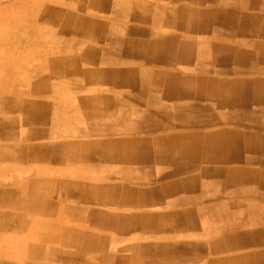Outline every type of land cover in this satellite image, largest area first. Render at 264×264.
Instances as JSON below:
<instances>
[{
  "label": "bare ground",
  "instance_id": "6f19581e",
  "mask_svg": "<svg viewBox=\"0 0 264 264\" xmlns=\"http://www.w3.org/2000/svg\"><path fill=\"white\" fill-rule=\"evenodd\" d=\"M194 1L198 3L207 2V0ZM230 1L231 3L233 1L235 5L239 3L249 6L256 4V0ZM101 6L102 5L95 6L97 9H95V7H92L93 9L90 8L88 14L93 10L95 12L99 11ZM130 7L131 11L126 15L127 17H130L131 20L142 18L147 19V17L151 18L149 15L136 13L135 4L132 5L130 3ZM181 8L183 9L184 14L189 15V18L191 19L198 14L197 11L184 6L180 7V10H177L176 6L167 9L162 25H164L168 31H174L175 29L180 31V28L183 25ZM239 9V7H235L234 12L228 19L212 14L206 16L203 15L199 19L205 17L206 19L204 20H206L207 23H222L225 24L226 28L227 26H231L229 27L231 29H223L221 31L223 34H237L240 37H244L245 40L248 39V35L260 37L264 30V23H262V19L259 18L262 16L245 14L240 18V15L238 14ZM87 15L84 17H79L77 15L75 18L73 10H68L67 8L64 10L60 9L58 12L56 9L50 10L47 15V20L52 26L46 31V36L51 37L55 35L56 31L59 29L70 28L79 35L80 31L84 29V27H87L89 29V33H87V35L90 36L89 39H93L95 34H98L100 35L102 43L105 44V47L108 44L115 45L116 42L118 43V38L114 31L110 30L108 31L109 33L106 32V29H104L105 27L101 26V22H98V25L93 27L96 24L93 23V21H90L91 18H86ZM169 16L172 17L171 20H168ZM23 18L26 21L29 20L26 14H23ZM151 20L158 22L159 17L155 18L153 16ZM30 23H32L31 20ZM33 23H35L34 20ZM190 25L192 27L196 26L195 23ZM192 27L186 29L184 32L191 33ZM238 28L242 29L238 31ZM71 33L69 34L66 32L63 37L70 38L72 37ZM185 43H190V45H185ZM74 45L75 44L72 45V48L74 49L80 47V45ZM165 46L173 47V50L169 51L166 55L163 52ZM190 47L192 49H189L190 51L187 52ZM82 48L83 51H86L84 47ZM108 49H110V51L106 57H104L105 61L113 59L114 56H116V58L120 57L119 55L121 52L113 55L114 49ZM144 49L148 51V55L144 54ZM125 51L126 54H124L126 56H124V58L127 62H129V60L133 61L140 59V57H148L147 60L152 61L154 64H158L164 60L171 61L175 59L185 62L188 66L195 68H203L205 64L199 62L194 65L192 58H196L199 53L210 54L213 61L220 64L219 66L223 72L232 71L241 76H238L237 79H230L223 77L215 78L213 75L207 78L193 77L189 75L188 79L191 80V84L194 86V90L191 93L192 95H189L187 94V90L171 84L172 82L169 81L168 75H166L165 72H162L161 75L157 74L158 77L153 76L150 72L147 75L138 73V77L141 76L139 79L137 78V75L133 73V77L138 80L134 82L132 81L133 79L129 78L128 73H126L127 70L125 72L122 71L124 76L120 72L118 74L119 78L126 86H129V90L123 91V93L119 95L120 98L118 101L123 104L136 102L146 106L140 108L138 111L125 110L123 108H118L117 105H113L116 102L115 97L113 100L101 97L100 95L94 98H89L84 96V94L77 93L76 96H78L79 102L76 109L63 115L58 113L53 119V124H59L64 128L66 134L64 141L62 140L64 144L71 145L72 143L79 142L80 138H73V136H82L79 153L77 150L69 152L67 156L68 158H66L67 161L58 166V172H68L71 174V183L80 186L81 190L86 194V200L90 202H93L96 199L94 188L103 186L99 180H93L95 172L98 171L100 175L107 174L111 176L115 181L107 186L108 189L111 190L108 201L111 204L110 206L116 205L119 209L104 210L96 208L82 213L74 205L65 207L60 204L61 207L55 210H52L53 208L49 210L48 207L44 206L48 202H43V191L40 193V196L37 195L38 192L34 193L29 210H26V207L23 208L15 204L11 205L8 211L4 210V214L0 215V238L3 241L9 240L5 236L9 237L10 234H13L12 238L15 244V252H18L17 254L15 253V258L8 260V263L5 261V264H44V262L39 261L41 254H48L53 258H56L65 252H68L67 256H64L65 258L63 262L57 261L58 264H78L77 258L79 259L81 256L80 252H82V248H86L90 252H99V256L104 257V251L112 242L114 244L116 243V245L118 244L122 246L123 249H127L130 252L142 249L143 244L145 243V247L148 249V255L150 253L159 254V259L155 260L156 264H164V255L174 251L173 246L168 244V242H165L164 238H167V235H169L168 232L174 231V228L179 226V224L175 221H171V218L167 220V217H170L171 214L157 216L156 214L149 213L145 209V205H155L154 208L157 209L162 205L165 197H173L176 193L179 195L167 199L164 201V204L170 206L171 204L176 203L204 200V198H206V193L212 192V189L218 191L219 195H224L223 193L229 192L232 194V197L246 193L249 190H251V192H260L264 190L263 169L252 165L242 166L236 163L240 159L241 153H243L245 147L252 148L261 158L264 157V134L263 136H251V134L247 133L248 130H238L237 128H233L235 126H228L224 123L228 120L239 122V117L244 114L245 108L250 106L253 109H258L257 112L253 114L254 121L259 125L264 126V76L261 77L258 76L261 74L253 73L254 71H257L258 68L263 67L260 63L261 60L258 61L257 58H261L262 61H264V42L256 40L255 45L252 47H238L237 45H233L231 47L223 48L219 46L216 49H213V51H209L206 46L195 49L191 46V42H188V40H182L181 43L178 41L176 35H169L167 38L163 39L161 43H155L149 48H146L144 44L129 43L127 44ZM96 54L89 55L83 53L82 57L84 58L80 61L84 64L81 65L77 72L69 69L66 65H49L48 67L51 71V76L49 77V85L47 89L36 90L38 93H36L37 97L34 96L35 99L32 97L27 98L29 92L28 96L25 98L26 100L29 99L28 101L31 102L30 107H28L29 111L32 112L31 114L44 115L49 108H52L54 103L58 102V100H56L53 104L51 103L56 99L54 97L57 96L58 91L65 90L67 93H73L76 92L77 88V92H79V89L85 88V85L87 84H89V86L92 85L93 87V85L96 84L95 82H97L94 77L98 76V70L90 68L97 67L98 63L96 61ZM257 62H259V64ZM13 71L14 70L11 68L10 70L7 69V72L0 71V98L4 93V85H6L4 83L9 80H17ZM111 72L113 73V71ZM111 72L109 71L107 73L111 74ZM248 73L251 75H246ZM86 74L88 82H86ZM57 76L60 77V79H58ZM149 76L152 77L153 81L149 82ZM207 79H211V84L207 85ZM115 81L117 83V80ZM24 84L26 85V83ZM102 84H104L103 87L110 86L107 80ZM96 88L98 89V87ZM161 90H164V101H161L159 96L156 95L158 94L157 92H161ZM208 90H210V92H208ZM97 91L98 90H96V92ZM25 95L26 93L20 96L24 97ZM47 96L51 97L53 100L49 102ZM186 96H195L203 102H200V104L192 103L188 105H184V103L180 102H169L175 97L181 98ZM206 101H209V104ZM8 103L7 106L6 100L4 103L0 102L1 113L8 111L10 101ZM157 104L162 105L160 109H156ZM216 108L217 111H215ZM209 123H212V126L216 123H223L225 125H215L216 127L183 131L184 128H191L192 126L200 127L201 125ZM176 127H181L182 129L178 130ZM49 131L50 128H48V132ZM134 132L148 134L156 133V135L149 139L143 140L141 138L142 141L138 142L134 137L129 136V134ZM99 133H104L105 135L100 136ZM4 140L6 141V139ZM8 141H10V139ZM148 149L153 150L155 154L154 160L157 159V162H160V164H162L163 161L171 162L172 164H178L179 161H190L194 167H199L201 165L203 172L201 171L198 177L184 176L177 180L166 181L161 185H157L159 188H141L138 184L142 182L139 179V177H141L142 168L144 167L142 158L147 156L146 153ZM76 155L78 156L77 158H75ZM39 161V159L30 155L28 147L22 146L16 148L8 146L7 144H0V170H2V172H9L20 165L22 167L27 165H38ZM229 162L231 165H226V163ZM44 166V163H41L40 166L38 165L39 170L37 172L38 175L36 176L47 182L44 176L46 174ZM205 173L207 175L204 176ZM121 177L122 179L130 178V180L127 181L128 183L116 181ZM131 179L139 180L140 183H133ZM200 179H204V181H202L203 188L198 192L196 190L197 188H194L193 185ZM34 183V180L28 182L30 186H34ZM226 198L227 201L213 202L208 205V208H197V211L204 215L201 218L199 215L197 216L196 214L194 215V213H191L189 215L191 228L193 229L196 227V229L200 231V234L206 236L208 233H211V231H215L216 233L222 231V229L226 227H240L249 222H251L250 225H252L253 222L258 223L259 225H264V213L262 208H258V205L255 202L244 199ZM27 216H29V219ZM31 216L34 217V219H32ZM48 216L49 219H46ZM38 217L40 219H35ZM200 221L207 223L205 228L200 229L201 226L199 228H197L198 225L195 226L196 222L201 224ZM13 223H15V225L18 224L16 230H11L9 226L7 227L8 224L11 225ZM137 224L150 230V234L152 233V235L156 237L154 238V242L153 240L150 242L145 240L147 239L145 237V239H137L140 238L139 236L136 237L134 243L125 245L121 244L120 241L123 238L122 235L130 233H135L136 235L139 233L137 230ZM164 224H167L166 226L169 229L167 232L162 229V226H165ZM36 229L45 230L50 239L60 242L63 245L57 246V244H47L43 238H41V241L43 240L44 244L36 247L34 245L31 246L23 243L24 240L22 236L26 235V238L28 239L31 237L33 238V233ZM99 232L102 235L98 236ZM73 234L79 242L78 249H72L68 243V235L72 236ZM221 234L222 235L218 239L214 238V240L211 241V245L210 242L207 244L208 250L212 252L214 251V253L209 256L205 264H264V250H260L253 254L250 253L251 255L245 253L242 249H240L241 252L238 253H236V250L234 254L221 251L222 248L229 249L232 247H240L249 243L260 244L264 241V230L248 229L244 231L238 230L236 232H224ZM170 236L172 237V234ZM39 240L36 238L33 241ZM7 243L8 242L5 241V244ZM257 247L258 246H256V248ZM204 248L206 247H202V249ZM20 251H23L21 255L19 254ZM174 253L177 254L178 252L175 251ZM144 256V254L138 251L135 258H137L138 261H142ZM173 258L174 259L171 258V260H175V263L178 264V258ZM151 264L153 263L151 262Z\"/></svg>",
  "mask_w": 264,
  "mask_h": 264
},
{
  "label": "rangeland",
  "instance_id": "374dc122",
  "mask_svg": "<svg viewBox=\"0 0 264 264\" xmlns=\"http://www.w3.org/2000/svg\"><path fill=\"white\" fill-rule=\"evenodd\" d=\"M66 1L67 0H44V1L43 0H0V71L7 72V69L10 70L11 68L14 70L13 72L17 79L15 81L9 80L4 83L6 84L4 85L5 87L4 93L2 94L1 97L2 99L0 98V102L2 103H4L6 100L7 106L9 104L8 102L10 101V107L8 111H5L3 113L0 112V144L3 143V144H7L8 146L16 147V148L22 146L28 147L30 155L40 160L38 165L40 166L41 163L45 164L44 167L46 170L45 171L46 174L44 176L45 179L47 180L46 182L45 180H41L38 176H36L38 175L37 172L39 170L37 164L27 165L23 167L21 165L19 166L18 164L19 167L17 168L20 167L22 168L20 169L14 168L9 172H2V170H0V173L1 174L3 173L2 175L0 174V179H2L0 180V215L4 214L3 213L4 210L8 211V209H10V206L15 204L23 208L26 207V210H29L34 193L38 192L37 195L40 196V193H42V191H43L42 195H44L43 202L45 201L48 202L44 206L48 207L49 210L52 208H53L52 210H55L61 207L60 204H62L65 207L74 205L82 213H85L87 210L96 209V208L104 209V210L119 209L118 206L116 205L110 206L111 204L108 201L109 196L111 194V190L108 189L107 186L112 184L113 181H115L111 176L107 174H104L102 176L97 174L98 176L97 175L93 176L94 177L93 180L95 181L99 180L103 186L94 188V193H96V199L93 202H90L86 200L85 198L86 194H84L85 192L81 190L80 186L71 183L72 181L71 174H69L68 172H61V173L58 172V166L64 164V162L67 161L66 158H68L67 156L69 152H73L74 150H77V152L79 153L81 148L80 141H82V136L72 135L73 138L79 137L80 141L78 139L79 142H75L74 144L73 143L71 145L64 144L63 141L66 135L64 132V128L59 124H53V119L54 116L58 113L63 115L66 114L67 112H71L76 109L79 102L78 96H76V92L78 91V88L76 89V92H73L75 93L74 95L73 94L71 95V93H67L65 90L58 91L57 96L59 98L55 96L54 98L56 99H54V101H52L53 99L51 97L47 96L48 97L47 100L49 102L52 101L51 102L52 104L53 102H56V100H58V102L54 103L52 108H49L47 112L44 113V115L31 114L32 112H30L28 109V107H30L31 102L28 101L29 99L28 100L25 99L28 96V92H29V96L27 98L29 97L34 98V96H36V93H38L36 92V90L47 89L49 85V77L51 76V71L48 67L49 65H59V64L66 65L69 69L75 72H77V70H79L80 68L78 61L80 57V50H79L80 47L76 49L72 48L73 44H75L74 46L80 45V39L78 34H76L70 28V29H59L56 31L55 35L51 37L46 36V31L52 26L51 23H48L47 20L48 18L47 15L49 11L56 9L58 12L60 9L64 10L66 8H71L72 7L70 4L71 2L79 3V0H74V1L69 0L65 4ZM23 14H26L29 20L27 21L24 20ZM30 20L32 21V23H30ZM33 20L35 23H33ZM110 21L107 24H111ZM66 32H68L69 34L71 33L72 37L64 38L63 36H65ZM248 36H247L248 39L245 40L246 43L254 46L256 42L255 36L254 37L251 35ZM251 38L255 39L254 44H251L249 42L251 40H254ZM87 41L90 40L87 39ZM185 45H190V43H185ZM203 46L205 45L202 46L199 45V47H203ZM58 79H60V77H58ZM24 83H26V85ZM25 93L26 95L24 97L20 96ZM257 110L258 109H253L250 106L246 107L244 114L239 117L240 118L239 122L235 120H228L224 123L227 124L230 122H236L242 125H247V124L259 125L253 119L254 118L253 114H255ZM48 128H50V131L52 133L50 131L48 132ZM243 128L251 131H259V132L264 131L263 128H257L253 126H245ZM238 130L246 131L241 128H239ZM247 133L254 134L255 136H259V134L256 132L252 133L247 131ZM99 135L102 136L103 133H99ZM4 139H6V141ZM9 139L10 141H8ZM77 157L78 156L76 155L75 158ZM245 159L254 160V161L262 160L264 163V157L261 158L259 154L250 147L248 148L245 147L243 149V153H241L238 162L245 161ZM142 161L144 167L142 168L141 177H139V179L140 181H142L141 183L145 184V182H150L151 178L149 176L146 177L143 174V171L147 168L148 164L152 163V161L148 160L146 157H143ZM155 161L157 165L160 164V162H157V159ZM229 164L230 162L226 163V165ZM154 166L155 165L153 164L151 167H148L146 170L147 173L152 174L153 171L155 170ZM159 166H161V164ZM188 167L189 168L193 167L190 161H185V162L179 161L178 164H172L171 162H167V169H162L161 171L158 170L160 173L159 176L166 178L175 174H181ZM121 178L116 181L123 182L124 180L122 181ZM30 180L31 181L34 180L35 182L34 186H30V184H28V182H31ZM126 180H130V178H126ZM131 181L133 183H140L139 180H135V179H131ZM125 183L128 182L126 181ZM212 193L213 191L206 193V198H204V200L209 201L208 198L210 197L214 199L213 200L210 198L212 200L211 203L227 201L226 197L235 198L239 200H243V199L250 200L252 202H255L258 205V208H262V211L264 213V190L260 192L257 191L251 192V190H249L248 192L243 193L241 195H235V197H232V194L229 192L223 193L224 195H219V192L214 190V194ZM178 195L179 194L176 193V195H174L173 197H176ZM173 197H165L163 199L162 205L168 206L167 204H164L165 203L164 201ZM166 203H170V202H166ZM182 203L171 204L170 206L172 205L176 206ZM198 204L199 206H202L201 205L202 202H198ZM154 206L155 205H153V207ZM145 209L148 212L151 211L150 210L151 208H145ZM166 209H170L169 211L176 212L178 215L181 214L179 215L181 216L180 219L181 221H185L184 218L187 216V214L188 215L190 214L188 213L189 211L185 214H183V212L181 213L180 211L184 210L181 205L177 207H169ZM185 211H187V209H185ZM199 214H200V218L204 216L201 213ZM27 217L29 219V216ZM32 219H34V217H32ZM35 219H40V218L38 217ZM46 219H49V216ZM250 223L251 222L245 223L244 227H241V229L246 230L248 227L251 230H264L263 224L259 225L258 223L253 222L252 225H250ZM14 225L15 223L11 225L8 224L7 227L9 226L11 230H16L18 228V224H16L15 226ZM137 225H138L137 230L140 234L137 233L135 235V233L134 234L130 233V234L122 235L123 238L120 241L121 244L125 245L129 243H134L136 237L139 236L140 238L137 239H141L145 237L147 238V239L144 238L145 240H148L149 242L153 240L154 242V236L152 235V233L150 234L149 229L143 227L142 225L139 224ZM202 226H204V224H202ZM182 227L183 230L180 229L181 232L177 231L176 234H173L174 236L172 238L168 240L165 239V242H168V244H171V246H173L174 251L167 253L163 257L164 264H177L175 263V260H171V258L174 259L173 257L178 258V262H179L178 264H205L209 256H211L214 253L208 250L207 244L210 242L211 245V241L214 240V238L218 239L222 235L221 233L228 231L234 232L236 230V228H233L232 230V228L226 227L222 229V231L220 232L215 233V231H211V233H208L205 237H203L201 234H196L195 232L192 233L188 231L186 226H182ZM227 228L229 229L227 230ZM10 235L9 237L5 236L9 240L3 241L0 238V264L3 263L5 264L8 260H12L13 258L16 257V254L18 253L15 252L16 251L14 246L15 244L12 238L13 234ZM100 235L102 234L99 232L98 236ZM209 236L211 237L207 238ZM68 237H69L68 243L71 246V248L78 249L79 242L74 236V234L72 236L68 235ZM22 238L24 240L23 243H26L31 246L34 245L35 247L44 244L43 240L46 241L47 244H57V246L63 245L60 242L50 239L46 231L40 229L38 230L36 229L34 231L33 238L31 237L30 239H28L26 238V235L22 236ZM36 238L40 240L33 241ZM41 238H43L42 241ZM5 241L8 243L5 244ZM145 246L146 245L144 243L142 249H138L135 252H130L127 249L126 250L123 249L122 246L118 244L116 245V243L114 244L112 242L111 245L109 244L108 248L104 251V257H100L99 252H90L88 249L82 248V252H80L81 256L79 257V259L77 258V263L78 264H151L152 262L153 264H156L155 260L159 259L158 257L159 254L150 253L148 255V249ZM256 246L258 247L256 248ZM202 247H206V248L202 249ZM238 249H242L246 252H249V254L250 253L253 254L257 250L259 251L261 249L262 250L264 249V241L261 242L260 244L249 243L247 245H243L240 248L235 247L232 248L231 251L232 250L235 251ZM138 251L145 255L142 261L140 260L138 261V259L135 258L137 256ZM175 251H177L178 253L175 254L174 253ZM221 251L225 252L227 250L226 249L224 250V248H222ZM21 253H23V251L19 252L20 255ZM67 254L68 252L62 253L61 256L59 255L56 258H53L48 254H41L40 255L41 259L39 258V261L44 262V264H58L57 261L63 262L65 258L64 256H67Z\"/></svg>",
  "mask_w": 264,
  "mask_h": 264
},
{
  "label": "crops",
  "instance_id": "0c3cea01",
  "mask_svg": "<svg viewBox=\"0 0 264 264\" xmlns=\"http://www.w3.org/2000/svg\"><path fill=\"white\" fill-rule=\"evenodd\" d=\"M68 1L69 0H67L65 2V4ZM71 1H74V0H71ZM224 1L223 0H207V2L205 1L202 3H198L194 0H90V2H89V0H79V3H72L71 2L70 4L72 7L67 8V9L73 10L75 18L77 15L79 17H81V16L84 17L88 14L90 8H92V7L94 8L95 6L102 5L101 8L99 9V11L95 12L93 10L91 13H89L90 15L89 14L87 15L86 18H91L90 21H93V23L96 24L93 27H96L98 25V22H101L102 23L101 26L105 27L104 29H106L105 30L106 32L112 30V31H114V33L116 34V36L118 38V43L117 42L115 43L116 46L108 44L109 46L106 45V47H105V44H103L101 41L100 35L95 34V37L93 39H89L90 36L87 35V33H89V31H88L89 29L87 27H84V29H82L80 31L79 38H80V51L81 52H80V57L78 60L79 65L81 67V65L84 64L83 62L80 61L84 58V57H82L83 53L84 54L86 53L89 55H94L97 53L96 54V61L98 63L97 67H92L90 69H97L98 70V76L94 77L97 80V82H95L96 84H94L93 87H92V85L89 86V84H87V85H85V88L79 89L80 91L76 92V95H77V93L84 94V96L89 97V98H94V97H97L98 95H100L101 97L110 98L112 100L115 97L116 102H115V104L112 103L113 105H115V106L117 105L118 108H123L125 110L138 111L140 108H144L146 106L144 104H138L136 102H128L126 104H123V103L118 101V99L120 98L119 95L122 94L123 91L129 90V88H128L129 86H126L121 81V79L119 78L118 74L120 72L122 73V71L125 72L127 70L126 73H128L129 78L133 79L132 81H134V82L138 81L137 78L138 79L141 78V76L138 77V73H142L144 75H147L150 72L153 74V76L158 77L157 74L161 75L162 72H165V74L168 75L169 81L172 82L171 84L176 85L178 88L187 90V92H188L187 94H189V95H192L191 93L194 90V86H193V84H191L192 83L191 80L188 79L189 75L193 76V77H206V78L213 75L215 78L216 77H223V78L237 79L238 76L239 77L241 76L240 74L234 73L232 71L223 72L219 66L220 64L217 62H214L212 59V56H210V54H200L199 53V55L196 56V58H192L194 65L199 63V62L204 63L205 65L203 68L191 67V66H188V64L185 62L178 61L175 59L171 60V61H165L164 60L162 62H159L158 64L157 63L154 64L152 61L147 60L148 57H144V58L140 57L141 60L140 59H136L133 61L129 60V62H127L124 58V56H126L125 50L127 48V44L133 42V43H137L140 45L144 44L146 48H149L151 45H153L155 43H161L163 41V39L167 38L169 35H174V36L176 35L178 41L181 43H182V40H184V41L188 40V42H191V46L195 49H197L199 47V45H201V46L205 45L206 47H208L209 51H211V50L213 51V49H216L219 46L223 47V48L231 47L233 45H237L238 47H243V46L244 47H246V46L252 47V45L245 43L244 37H240L237 34H231V35L223 34L221 32L223 29L227 30V28H229L231 26H229V27L227 26V28H226L225 24L211 23V22L207 23L206 20H204V19H206L205 17L203 19H199V18L202 17L203 15L206 16V15L212 14V15H219L224 19H228L229 17H231V14L234 12V8L239 7L240 9L238 10V14L240 15V18L243 17V15H245V14L246 15H254V16H262L259 18H261L263 21L262 23H264V0H256V4L251 5V6L245 5L242 3L235 5L233 3V1L231 3L230 0H224ZM229 2H230V4H229ZM130 3L132 5L135 4L136 13H139L141 15H149L151 18H153V16L155 18L159 17V21L155 22V20H151V18H148V17H147V19L142 18V19L131 20L130 17H127V15H126L129 11H131L130 10L131 9ZM184 4H186V5H184ZM126 5L129 8H127ZM174 6L177 7V10H180V7L184 6V7H189L190 9L198 12V14L195 17H193V19H191V18H189V15L184 14L183 9L181 8V10H182V13H181L182 14V21H183L182 24L183 25L180 28V31H182V32L177 31L176 29L174 31H168L167 28H165V26L162 25L164 22V19H165V15L167 13L166 12L167 9L174 7ZM109 7H110V9H109ZM95 9H97V8L95 7ZM160 10H161V12H160ZM78 11H80V12H78ZM106 18H109V19H106ZM168 18H169L168 20H171L172 17L169 16ZM109 21L111 22V24H107ZM256 21H257V19H256ZM193 23H195L196 26L192 27L190 25ZM190 27H192L191 34L185 33L184 31H186V29H189ZM237 27H241V26H237ZM263 28H264V25H263ZM229 29H231V28H229ZM241 29L242 28H238V31ZM179 36H182L183 38L179 37ZM87 39H89L90 41H87ZM251 39H254V38H251ZM255 39L261 40L262 42H264V30H263V34L260 37H255ZM255 39L251 40L249 42L251 44H254ZM89 46H90V48H89ZM82 47H84V49L86 51H83ZM108 48L114 49L113 55H116V53L121 52L119 55L120 57L116 58V56H114L113 59H108L105 61L104 57H106V55L110 51V49H108ZM189 49H192V48L191 47L188 48L187 52L190 51ZM145 50L146 49L143 50L144 54L148 55L149 54L148 51L147 50L145 51ZM172 50H173V47H166L165 46V49L163 50V52L166 55L169 51H172ZM98 51H99V53H98ZM101 55L103 56V58ZM257 55H258V53H257ZM159 57H157V58H159ZM121 58H123V59H121ZM142 59H144V60H142ZM257 60L258 61L261 60L260 63H261V65H263V67L258 68L257 71H254L253 73L254 74H261L258 76L263 77L264 76V74H263L264 73V61H262L261 58H257ZM100 63H102V64H100ZM257 63L259 64V62H257ZM109 71L110 72L113 71V73L111 72V74H108L107 72H109ZM133 73H135L137 75V78L133 77V75H134ZM122 74L124 76V73H122ZM246 75H251V74L248 73ZM86 76H87V74L85 75V78H86ZM104 79L108 81V83L110 85L109 87L108 86L103 87L104 84H102V83L105 81ZM115 80H117V83ZM207 80H208V82L205 81L207 83V85L211 84L210 83L211 79H207ZM151 81H153V79L151 76H149V82H151ZM156 81H157V79H156ZM86 82H88L87 78H86ZM86 86H87V88H86ZM96 87H98V89ZM93 88H95V89H93ZM90 90H91V92H90ZM96 90H98L99 92L98 91L96 92ZM108 90H110V91H108ZM85 91H86V93H85ZM93 91H95V92H93ZM208 92H210V90H208ZM157 93L158 94H156V95L159 96L160 100L164 101V99H163L164 90H161V92H157ZM72 94H75V93H71V95ZM169 102H171V103L180 102V103H184V105H188V104H192V103L193 104H200V102H203V101L199 100L195 96H189V97L186 96V97H181V98L175 97L172 100H170ZM206 102L209 104V101H206ZM156 106H157L156 109H160L162 105L157 104ZM215 111H217V108L215 109ZM212 125H213L212 123H209L206 125H201L200 127L192 126V128H186V129L184 128L183 131H189L191 129L216 127V126L225 125V124L216 123L215 124L216 126L215 125L212 126ZM226 125H230L232 127L235 126L233 128H238V129L241 128L243 130H246L243 128L245 126H253V127L264 129V126H261V125H254V124L242 125V124L236 123V122H230V123H227ZM176 129L180 130L182 128L176 127ZM248 132H252V133L256 132L262 136L264 134V131L259 132V131L248 130ZM134 133L129 134V136L134 137L136 139V141H138V142L142 141L141 138L144 140V139H149L152 136L156 135V133H150V134L143 133V132L142 133L136 132L135 134ZM103 135H105V134L103 133ZM251 136H255V135L251 134ZM146 155L148 156V157L146 156V158L150 159L152 161V163L148 164L147 168L151 167L154 164L155 170L153 171L152 174L147 173V171H146L147 168L143 171V174L146 177L149 176L151 179H150V182H145V184L144 183L138 184V186L141 188L142 187L159 188L157 185H161L162 183L169 181V180H172V181L177 180V179L182 178L184 176L198 177L200 175V172L202 171L201 165L199 167L193 166L191 168H189V167L186 168L185 171H183L181 174H175V175L164 178V177L159 176V174H160L159 171H161L162 169H167V162L163 161L161 166L157 165L156 161L154 160L155 154H154L153 150L148 149ZM248 156H250V155H248ZM236 163L238 165H242V166L252 165L254 167H257V168L264 170V163L262 160L254 161V160L245 159V161L236 162ZM256 165H258V166H256ZM97 174L100 175L98 173V171H96L95 175H97ZM205 175H207V174L205 173L204 176ZM100 176H102V175H100ZM205 179H207V178H205ZM122 181H123L122 183H125L128 180L122 179ZM202 181H204V179L203 180H201V179L197 180V182L193 185L194 188H197L196 190L198 192H200L202 190L201 188H203ZM212 191L214 193V189H212ZM210 198H208L209 201L198 200L195 202H187V203L185 202L182 204H178L176 206L161 205L157 209H155L151 205H145L146 207L145 206L144 207L145 208H151L150 209L151 211H149V213L156 214L157 216H165L166 214H171L170 217H167V220L171 218V221H175L177 224H179V226L174 228V231L168 232L169 235H167V238H164V240L165 239L168 240L174 236L173 233L174 234L177 233V231H179L180 229L183 230V227H182L183 225L186 226L188 231H190L192 233L195 232L196 234H200V231L197 230L196 227L193 229L191 228V226H190L191 224L189 223L190 222L189 215L191 213H194V215L196 214L197 216L199 215V217H200L199 213H201V212H198L197 208H201V207L208 208V205H210L212 202L211 199H213V198H211V199ZM198 202H202V204H201L202 206H199ZM179 205H181L184 209L183 211H180L181 213L183 212V214H185L188 211H189L188 213H190L189 215L187 214L188 217L186 216L184 218L185 221L180 220L181 216H179V215H181V214L178 215L176 212L169 211L170 209H166L169 207H177ZM185 209H187V211H185ZM172 223H174V222H172ZM202 224H204V226H202ZM164 225L165 226H162V229L167 232L169 230L168 227L166 226L167 224H164ZM197 225H198L197 228L202 226L200 228V229H202V228L206 227L207 223L202 221L201 224H198V222H196L195 226H197ZM232 227L236 228V230L234 232H236L238 230L244 231L243 229H241V227H244L242 225L240 227L231 226L229 228H232ZM229 228H227V230ZM248 229H246V230H248ZM171 234H172V237L170 236ZM201 235L203 236V234H201ZM203 237H205V236H203ZM210 237L211 236H209L207 238H210ZM154 238H156V237L154 236ZM251 244H253V243H251ZM242 246H240V247H242ZM240 247L238 246L236 248H240ZM232 248H235V247H232ZM232 248H229L230 250L228 248H224V250L225 249L227 250V251H225V253L229 252V254H234L232 252H236V250L231 251ZM230 251H231V253H230ZM238 252H241L240 249H238L236 253H238ZM244 252L249 253L246 251H244ZM256 252H258V250Z\"/></svg>",
  "mask_w": 264,
  "mask_h": 264
}]
</instances>
